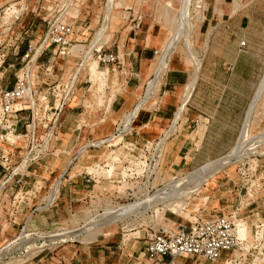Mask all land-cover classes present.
Here are the masks:
<instances>
[{
  "label": "rangeland",
  "instance_id": "obj_1",
  "mask_svg": "<svg viewBox=\"0 0 264 264\" xmlns=\"http://www.w3.org/2000/svg\"><path fill=\"white\" fill-rule=\"evenodd\" d=\"M233 1L242 6L232 15L215 9L226 11ZM138 18L139 28L160 38L148 66L157 56L164 64L161 77L170 56L169 64L174 59L193 72L174 122L152 133L140 128L138 112H155L158 94L148 100V79L137 61L111 40L135 36ZM54 21L74 27L69 52L22 59ZM101 25L103 51L118 56L108 65L96 61L100 44L85 54ZM173 27L179 37L165 50L161 45ZM189 56L200 63L198 86ZM47 66L53 76L44 74ZM78 67L58 116L57 139L46 144L52 89L65 88ZM25 70L35 104L25 111L18 138L0 141V148L12 151L0 160H6L0 166V264L148 263L142 254L137 258L147 233L237 209L248 242L254 217H264V0H0V90ZM32 118L31 140L25 125ZM187 148L195 153L183 162ZM28 152L39 160H23ZM75 193L81 196L73 200ZM90 247L101 252L93 256ZM164 261L223 264L189 256Z\"/></svg>",
  "mask_w": 264,
  "mask_h": 264
},
{
  "label": "built area",
  "instance_id": "obj_2",
  "mask_svg": "<svg viewBox=\"0 0 264 264\" xmlns=\"http://www.w3.org/2000/svg\"><path fill=\"white\" fill-rule=\"evenodd\" d=\"M140 26V18L136 19L132 25L133 29ZM74 34V27L68 22L54 21L50 24L47 32L36 43H29L25 49L22 59H37L45 51H52V55L57 53L65 55L69 52L71 36ZM102 42L94 49V55L98 64L114 63L118 60L117 54L106 53L103 51ZM157 53V51H155ZM35 56V57H34ZM53 58V57H52ZM44 74L53 76L52 66L45 67ZM74 77L65 88L52 89L55 96L53 105H49L51 115H48L49 134L45 143L57 139V127L59 113L67 99L72 93ZM32 83L28 79V72L25 70L21 76L16 77L15 82L10 87L0 90V141L6 136L12 135L18 138L17 128L25 119V111H32L34 101H31ZM64 93V94H63ZM62 95V96H61ZM46 100L43 95L40 101ZM48 104V102H47ZM44 118V117H43ZM35 118L25 125L26 133H30L31 140L34 138ZM26 134V135H27ZM2 154L0 160L11 157L12 151L0 148ZM25 154L23 160H39V156L33 155L29 158ZM37 160V161H38ZM6 160L0 161V166L5 168ZM17 169H12V174H18ZM238 209L230 213H216L210 217L201 218L197 216L188 224H180L175 229H158L147 233L145 241V250L142 256H145L151 264L157 261H163L164 257L174 258L176 256H189L202 258L210 262L222 260L223 264H264V217H254L252 222V232L248 242L246 235L240 236L238 233V224H244L241 218L237 217ZM241 221V222H239Z\"/></svg>",
  "mask_w": 264,
  "mask_h": 264
},
{
  "label": "crops",
  "instance_id": "obj_3",
  "mask_svg": "<svg viewBox=\"0 0 264 264\" xmlns=\"http://www.w3.org/2000/svg\"><path fill=\"white\" fill-rule=\"evenodd\" d=\"M242 6V4L237 3L235 1H233L231 3V6L224 11L222 8H220L219 6H215V9L218 10L219 12H221L222 14H227V15H232L233 13H235L240 7ZM113 30H115V25L114 27H112ZM141 26V28H138L137 31H131L133 32V35L135 36H127V37H112L111 40L114 42L116 41L117 45L120 47V49L118 48V52L122 53L123 49L122 47H125L126 53H128V58L131 59L133 62L137 61V64L139 66V71L140 74L144 76V79L147 80L146 82L148 83V91L151 94L148 98V100L150 98H152L153 96H155L156 94H158V101L153 105L152 109L156 110L155 112H143L140 113V109L138 114L139 115V123L138 125H140V128H144L147 127L149 130V133L152 132H157L158 129H160L161 126L165 125L164 123H167L168 120L170 121L172 119V117L175 114V111L177 109V106L179 104H182V100L183 97L185 95L186 89H187V85L189 83V81L191 80L192 76H193V72H189L188 69L178 65L176 63V61L173 59L170 61L169 64V58H166L167 60V65L165 66V70L164 73L162 74V76H157V68L159 67V61L157 59V56L155 57V62H153L152 65L148 66V61L150 60V58L152 57V53H153V48L156 45L157 40H159L160 38H158V35L152 33L149 29L146 28V30ZM174 28V27H173ZM174 30H176L175 28L172 29L171 34L169 37H167V39L165 40V42H163L162 44V39L160 44L161 48L163 49H167L169 42L172 39V35L173 32H175ZM137 33V34H136ZM106 42V41H105ZM104 42V43H105ZM90 43H92V40L90 41ZM164 50V52H165ZM175 50V48L173 49V51ZM172 51V52H173ZM127 58V59H128ZM196 59H198L195 55ZM193 57L189 56L188 60L193 64L194 66V73L196 74L197 69L199 68V65L197 67V64L195 63ZM199 60V59H198ZM200 62V61H199ZM264 72V70H263ZM166 74V77L164 78V81H162L163 76ZM263 75V73H262ZM261 75V77H262ZM159 77L161 79H159ZM260 77V79H261ZM153 79V81H152ZM259 79V81H260ZM197 80V81H196ZM259 81L258 84L255 88V91L259 85ZM150 82L152 83V89L150 90L149 87L150 86ZM196 83V84H195ZM195 83L194 86H198L199 84V80L197 79V74L195 77ZM155 86V87H154ZM194 89V87H193ZM192 89V90H193ZM254 91V93H255ZM253 93V94H254ZM192 94V92H191ZM190 94V98L191 97ZM188 99V101L185 103V109H189L187 105H190V100ZM129 101V99H128ZM125 104V103H124ZM133 105V104H132ZM190 110V109H189ZM137 114V115H138ZM136 115V116H137ZM171 122H174L173 119L171 120ZM205 124V123H204ZM206 128V125H203L202 127L200 126L196 132L197 134L195 135V150L197 149V146L199 145L200 141H202L203 135H204V129ZM76 137V136H75ZM189 149L187 148V151H184L183 154L185 156H183L182 161H187L189 158H191L194 153L195 150L190 153L191 151H188ZM223 155L219 156L222 157ZM218 159L215 158L214 160ZM209 160L205 163H203L204 165H206V163L208 164V162L210 163L211 161ZM200 165L199 167L203 166ZM77 193H75L73 195V200L79 198L81 196V194H79L78 196L76 195ZM74 205H76V203H74ZM145 250V246L143 248V251L138 250L139 252V256L137 258H141V254L142 252H144ZM101 252V250L96 249L95 247H90L89 248V254L96 256L98 252ZM76 253V252H75ZM94 259H96V257H93ZM167 258V257H164ZM91 264H94L93 262ZM97 264V263H95ZM98 264H108V261H103L100 262ZM137 264H142V263H137ZM143 264H151V262L148 260V263H143ZM153 264H174V262L172 261L171 263H165L164 259L163 261H157Z\"/></svg>",
  "mask_w": 264,
  "mask_h": 264
},
{
  "label": "bare ground",
  "instance_id": "obj_4",
  "mask_svg": "<svg viewBox=\"0 0 264 264\" xmlns=\"http://www.w3.org/2000/svg\"><path fill=\"white\" fill-rule=\"evenodd\" d=\"M183 18H185V17H183ZM173 38L171 39V41H170V45L169 46H171V45H173L174 44V47H175V43H176V41H177V39H178V37H179V33L178 32H176L175 34H173V36H172ZM106 41V37H105V32H104V28H103V26L101 25V27L96 31V33H95V35L93 36V38H92V43H91V45L90 46H88V50H86L85 51V54L86 53H90L91 52V50H92V48L93 47H95L97 44H101L102 42H105ZM84 47V46H83ZM75 49H80V44L79 45H76L75 46ZM163 62V58H162V61H161V63ZM160 63V64H161ZM197 63V62H196ZM87 67H89V65L87 64ZM197 67H198V65H197ZM164 68V64L162 63L161 64V67H160V65H159V67L157 68V76H159L160 75V70H162ZM80 67H78L76 70H75V72H74V76H75V74H77L79 71H80ZM152 81H153V79H152ZM91 82H96V83H98L97 84V86L98 87H100V82H98V80L97 81H93L92 80V78H91ZM263 82V81H262ZM152 83L153 82H150V86L151 87H149V89L151 90L152 89ZM98 87H97V89H98ZM102 87V86H101ZM155 87V86H154ZM259 90V89H258ZM190 93H191V90L187 93V97L185 98V101L187 100V98H188V96L190 95ZM257 93H258V91H257ZM256 95V94H255ZM259 95V94H258ZM255 99H256V97H255ZM254 102V101H253ZM184 104V103H183ZM132 115V114H131ZM131 117V116H130ZM130 120V119H129ZM245 132H246V130H245ZM263 136V135H262ZM232 156H236V153H232ZM224 157V156H223ZM227 158V157H226ZM225 158V159H226ZM222 160L224 159V158H221ZM224 159V160H225ZM221 160V161H222ZM215 163H219V161H215ZM213 164H214V162H213ZM225 165V164H224ZM215 166H217L216 164H215ZM222 167V166H221ZM210 168H212L213 169V165H210ZM220 168V167H219ZM205 169V168H204ZM208 169V168H207ZM202 171H204V170H202ZM210 174V173H209ZM203 175V174H202ZM204 177V176H203ZM208 177V176H207ZM191 178V177H190ZM203 179V178H202ZM184 181V180H183ZM168 197V196H167ZM169 198V197H168ZM238 233H239V235L240 236H243V235H245L246 234V232H245V230H246V228H245V226H244V224H242V223H239L238 224Z\"/></svg>",
  "mask_w": 264,
  "mask_h": 264
}]
</instances>
